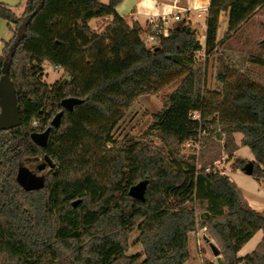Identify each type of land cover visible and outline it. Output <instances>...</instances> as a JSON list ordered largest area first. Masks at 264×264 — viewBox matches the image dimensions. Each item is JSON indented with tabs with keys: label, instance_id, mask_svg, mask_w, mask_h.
<instances>
[{
	"label": "trees",
	"instance_id": "obj_1",
	"mask_svg": "<svg viewBox=\"0 0 264 264\" xmlns=\"http://www.w3.org/2000/svg\"><path fill=\"white\" fill-rule=\"evenodd\" d=\"M121 1L26 0L20 17L0 2V19L15 25L3 42L0 76L7 62L21 121L0 130V264H184L188 233L198 221L217 245L220 264H264V212L243 201L228 175L211 169L219 157L212 137L223 138L221 150L232 156L238 149L233 134L241 133L240 144L254 158L252 176L264 177V86L240 74L221 92L205 91L194 59L197 51L215 50L221 12H227L226 38L264 11V0H209L204 45L180 20L152 47L137 21L116 12ZM102 17L109 21L95 31L90 21ZM249 60L264 66L263 55ZM44 63L66 76L47 84ZM179 77L153 115L151 128L164 146L114 139L138 96L158 93ZM67 97L81 102L66 110L61 100ZM60 110L59 125L51 126ZM47 127V144H35L30 134ZM197 137L200 154H180ZM45 156L52 165H45L42 187L23 189L18 168L42 165ZM248 161L234 166L243 169ZM142 180L143 199L130 197V186ZM134 230L142 250L129 255ZM258 230L259 242L239 257Z\"/></svg>",
	"mask_w": 264,
	"mask_h": 264
},
{
	"label": "rangeland",
	"instance_id": "obj_2",
	"mask_svg": "<svg viewBox=\"0 0 264 264\" xmlns=\"http://www.w3.org/2000/svg\"><path fill=\"white\" fill-rule=\"evenodd\" d=\"M106 3L107 0H101ZM134 0H124L127 6L132 8ZM7 4L18 15L20 8L23 5V0H0ZM108 18L102 17L91 22L92 29L98 32H102L106 26ZM264 11L262 10L256 18L249 20L243 24L235 33L229 37H224V32L227 26V14L221 17L220 25L217 30L218 44L215 50L206 56L203 50L197 51L194 55L195 63L202 66L204 73V87L205 91L221 92L222 88L227 82H233L240 74L248 76L250 79L258 82L264 86V66L255 64L249 60L251 55H263L264 56ZM12 24H8L5 20L0 19V53L4 41H8L11 37ZM196 36L199 41L204 45L205 37L204 31L200 28V24L197 22L195 26ZM7 63V62H6ZM9 73V66H8ZM220 75L224 76V80L220 79ZM66 76L65 71L62 68H57L43 64L42 80L47 84H54L57 80ZM182 77L175 79L169 84L164 85L158 93L143 94L138 96L135 101L124 111V115L119 123L113 130V137L116 140L132 138L134 141L148 142L155 146H164L163 142L155 135L154 130L151 128L153 123V115L156 114L162 107V98L173 92L179 84ZM219 98V97H217ZM195 116L197 114L195 113ZM214 128L213 124L208 125V129ZM217 130V129H216ZM241 133H234V139L239 140ZM201 138V137H200ZM196 138L192 141L180 146V154L185 157L191 154L198 156L201 152L202 138ZM212 140L217 144L216 147L212 146L210 149H214L213 153L219 154L211 164V169H218L220 173L226 174L231 169L236 168L234 166L237 159H244L245 161H253V155L247 146H240L238 150L234 151L232 156H228L223 150L221 145L223 138L220 140L212 137ZM38 163H29L23 166L30 173H34L37 176H41L47 170L37 171L36 166ZM263 167V166H262ZM210 168V167H209ZM264 169V168H263ZM236 173L239 174L237 179L240 188L244 194L251 197H264V188L258 184L257 179L251 175H246L243 169H236ZM236 178V177H235ZM264 179V177H260ZM200 224V221L196 224V229L191 231L192 247L195 254L192 252L191 258L184 264H204L211 261L213 264H217L216 257L211 253V250L206 242V229ZM204 238L201 237L202 234ZM261 231L258 230L254 235L242 246L240 254H246L251 251L252 244L258 242ZM138 236V231L134 230L128 239L127 254H134L142 250L139 243H135L134 240ZM195 236V237H194ZM194 238H199L200 245L194 242ZM210 242H215L208 238ZM216 245V244H215ZM217 246V245H216ZM207 253V255L205 254ZM198 254H201L198 257Z\"/></svg>",
	"mask_w": 264,
	"mask_h": 264
},
{
	"label": "water",
	"instance_id": "obj_3",
	"mask_svg": "<svg viewBox=\"0 0 264 264\" xmlns=\"http://www.w3.org/2000/svg\"><path fill=\"white\" fill-rule=\"evenodd\" d=\"M81 102V99L76 97H67L61 100V105L66 110H72L74 105ZM63 111L57 112L50 121L51 126L57 127L59 125ZM20 116L17 106L16 92L13 82L8 73V64L4 63L2 68V74L0 76V130H6L20 125ZM50 128L47 127L41 132H32L30 134L31 140L44 147L47 144ZM46 163L50 166L52 165L51 160L45 156L42 165L37 166V170H42L45 168ZM21 165L17 172V181L25 190H33L42 187L44 175L37 176L34 173H30ZM253 163L248 161L244 167L243 172L246 175H252ZM146 180L139 181L130 186L128 190V195L132 198L142 200L144 197V192L146 188ZM79 202V199L73 201L72 205L75 206ZM211 253L216 257L218 264L221 263V256L218 247L205 238Z\"/></svg>",
	"mask_w": 264,
	"mask_h": 264
},
{
	"label": "crops",
	"instance_id": "obj_4",
	"mask_svg": "<svg viewBox=\"0 0 264 264\" xmlns=\"http://www.w3.org/2000/svg\"><path fill=\"white\" fill-rule=\"evenodd\" d=\"M25 1L26 0H23V5L21 6L20 12L18 13V15L14 11V13L18 17L22 16V14H23ZM107 2H108V0H107ZM208 3H209V0H134L133 4H132V8H130L129 6H127V3H124V0H122L118 5L115 6V10L120 16L125 18V20L128 23H131L132 21H137L142 28L146 24V14L149 13V12H160L163 8H168V9L173 10V11L174 10H181L182 12L180 13V19L181 20H185V22L188 23L193 29L195 28L196 23L198 22L200 24V28L204 31L203 33H204V37H205V27H206V15H207V12L203 11V10H200V8L205 6V5L208 6ZM261 11L262 10L256 11V13L252 17H250L246 22H248L251 19L256 18V16H258V14ZM226 14H227L226 11L220 13L219 25H220L221 17L222 16H226ZM105 18H107V17H105ZM96 19H98V18H96ZM96 19H92L90 21V24H91L92 21H94ZM177 22L178 21H173L172 24H175ZM10 24H12V23H10ZM12 25L13 26L11 27V30H10L11 36H12V30L15 27L14 24H12ZM241 138H242V135L239 138V140H237V138L235 140L236 144L238 145V148L240 146H242L240 144ZM236 169H238V168L231 169L230 172H228L227 174H228L229 178L232 181L235 182V184L237 185L238 189L240 190V192L242 194L243 201L248 206H250L252 209H255V210L259 211V212H264V197L263 198L262 197L257 198V197H251V196H248V195L246 196L244 194L243 190L240 188L239 182L237 180L240 175L236 173ZM254 178L257 179L258 184L260 186H263V188H264V179H262L260 177L259 178L258 177H254ZM191 233L190 232L188 233V242H187L188 243V251H189L190 258H191V256H193L192 252L195 254V251H194V249L192 247V244H191L192 243ZM256 233H257V231L255 232V234ZM260 234L261 235H260L259 240L261 239L262 231H261ZM259 240H258V242H259ZM194 242L196 244H198V246L200 245L199 238H194ZM257 243L252 244L251 250L255 247V245ZM240 250L238 251L237 255L242 257L245 254H240ZM205 254L207 255V253H205ZM200 256H201V254H198V257H200Z\"/></svg>",
	"mask_w": 264,
	"mask_h": 264
},
{
	"label": "built area",
	"instance_id": "obj_5",
	"mask_svg": "<svg viewBox=\"0 0 264 264\" xmlns=\"http://www.w3.org/2000/svg\"><path fill=\"white\" fill-rule=\"evenodd\" d=\"M200 10H208V6H203ZM181 10H170L168 8H163L160 12H149L146 14V24L141 30V37L143 41L148 46H153L157 44L161 37L168 36L172 26L173 21H180ZM213 171L219 172L218 169H212ZM206 171H209V168H206ZM220 173V172H219ZM205 229V227L203 228ZM204 233L201 235L204 238ZM240 257V256H239ZM218 264V261L216 259ZM237 264H242L241 262Z\"/></svg>",
	"mask_w": 264,
	"mask_h": 264
}]
</instances>
